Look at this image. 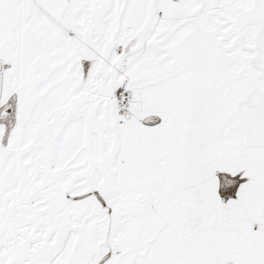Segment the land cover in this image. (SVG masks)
Listing matches in <instances>:
<instances>
[{"label":"snow or ice","instance_id":"snow-or-ice-1","mask_svg":"<svg viewBox=\"0 0 264 264\" xmlns=\"http://www.w3.org/2000/svg\"><path fill=\"white\" fill-rule=\"evenodd\" d=\"M0 264H264V0H0Z\"/></svg>","mask_w":264,"mask_h":264}]
</instances>
